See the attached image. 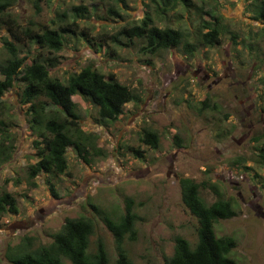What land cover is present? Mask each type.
I'll list each match as a JSON object with an SVG mask.
<instances>
[{
	"label": "rangeland",
	"instance_id": "374dc122",
	"mask_svg": "<svg viewBox=\"0 0 264 264\" xmlns=\"http://www.w3.org/2000/svg\"><path fill=\"white\" fill-rule=\"evenodd\" d=\"M192 3L221 15V44L200 48L195 58L177 48L150 57L140 51L142 43L137 40L127 47L112 44L115 54L110 56L105 45L97 51L85 41L94 43L91 39L98 34L114 35L124 26L137 24L146 12L153 13V0H41L39 9L29 0H16L9 8L23 27L32 23L34 28H56V14H64L66 22L74 15L73 7H86V17L80 16L78 25L79 30H88V37L68 34L62 50L54 55L43 52L58 61L49 70L51 77L65 80L92 66L105 76L114 75L141 101L127 103L117 121L104 124L98 120L95 106L73 97L82 129L97 134L105 157L95 158L87 166L69 151L68 175L52 180L57 195L53 197L42 174L36 189L27 186V167L36 161L31 146L34 137L29 134L26 106L19 103L22 85L15 83L7 91L0 119L8 125L14 150L7 162L0 163V189L13 194L19 213L0 221V264H10L6 248L17 245L23 236L36 238L34 247L48 244L66 218L79 216L95 223L89 251L102 241L114 258L113 237L90 205L116 218L124 214L127 198L132 200L137 218L134 239L125 245L129 257L133 264H164L173 253L176 237L196 242L197 222L182 204L181 178L212 184L224 198L235 201L238 215L219 221L214 231L235 238L232 256L237 264H264V168L253 163L258 148L264 145V23L253 19L252 0ZM111 8L118 16L108 12ZM198 20L194 7L186 13L177 5L165 21L155 20V24L189 32L187 38L195 43ZM7 39L0 28V64L8 57L4 49ZM16 46L26 62L36 55L30 46ZM206 97L217 109L199 115L196 107ZM144 129L157 133L158 150L139 144L138 134ZM174 135L179 137V145L174 143ZM127 145L140 146L144 158L133 157L126 151ZM5 179L12 181L5 185ZM201 195L208 203L215 199L209 188Z\"/></svg>",
	"mask_w": 264,
	"mask_h": 264
},
{
	"label": "trees",
	"instance_id": "16d2710c",
	"mask_svg": "<svg viewBox=\"0 0 264 264\" xmlns=\"http://www.w3.org/2000/svg\"><path fill=\"white\" fill-rule=\"evenodd\" d=\"M16 0H0V28L4 29L9 40L4 41V49L8 57L0 64V110L4 105L3 97L7 91L14 88L15 83L21 84V106H26L29 116V134L33 136L32 148L36 161L27 167V186L36 189L38 177L42 174L48 191L57 197L52 180L68 175L67 154L73 151L76 157L87 166H91L95 158L105 157V151L97 144L98 136L95 133L84 131L79 123L77 103L73 97L87 101L97 108L98 120L104 124L113 123L124 112L127 103H138L141 97L135 94L129 86L119 83L114 75L105 76L96 68L87 66L68 75L65 80L51 77L50 69L58 64L56 58H48L43 52L50 55L63 49L68 34L88 37V30H79L78 18L87 13L86 7L72 8L71 19L62 20L64 14H56V28L33 24L23 27L8 11ZM39 9L41 0H29ZM153 13L146 12L137 24L124 26L114 35L101 33L97 38L85 39L91 46L107 47V53L114 56L111 45L125 46L134 40L142 43L140 51L155 56L171 48H177L180 53L189 58H195L200 48L215 47L221 44L218 22L221 15H215L211 10H204L195 6L192 0H153ZM177 5L186 13L189 7H194V13L200 18L195 33L196 42L187 38L189 32L180 28L165 25L159 27L155 23L163 22L170 11ZM251 13L253 19L264 23V0H252ZM188 11V12H187ZM110 14L118 16L114 9ZM79 15V16H78ZM203 16H205L203 18ZM54 23V22H51ZM194 27V26H193ZM192 31V29H191ZM190 31V32H191ZM96 39L98 42H96ZM235 36L231 40L235 41ZM124 40L125 42H122ZM30 46L35 56L26 62V58L19 56V48ZM150 61L148 60V64ZM217 109L207 97L196 107L197 113L202 115L205 110ZM8 125L0 119V163L7 162L14 150V141L7 133ZM173 141L179 145L180 139L173 136ZM139 144L152 150L159 149V137L156 132L144 129L138 134ZM126 151L137 159L144 158V150L140 146L127 145ZM253 163L264 168V145L260 146ZM236 164V162H235ZM244 170H250L244 166ZM257 177V176H256ZM12 179H5L4 183ZM181 201L187 213L196 222V242L191 244L183 237L174 239L172 255L164 264H237L233 258L236 240L230 235L218 236L214 226L221 220L231 219L238 215L235 201L224 198L214 185L197 183L190 178L179 180ZM213 190L214 201L208 203L201 195L202 190ZM133 202L126 199V209L123 215L113 217L104 209L90 205L92 211L102 222L113 237L116 256L111 258L102 241H98L95 250L89 251V239L94 234V220L79 216L66 218L61 228L51 235L48 244L35 245L36 238L23 236L15 246L6 248L5 257L10 264H133L125 248L126 242H131L135 236L134 224L137 220L132 213ZM18 203L12 193L5 188L0 189V221L6 215H18Z\"/></svg>",
	"mask_w": 264,
	"mask_h": 264
}]
</instances>
